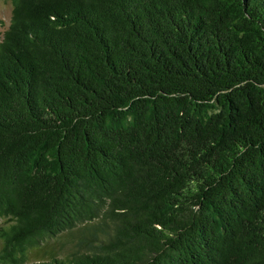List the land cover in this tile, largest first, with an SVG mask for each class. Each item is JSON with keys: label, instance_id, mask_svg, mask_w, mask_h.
I'll return each instance as SVG.
<instances>
[{"label": "trees", "instance_id": "trees-1", "mask_svg": "<svg viewBox=\"0 0 264 264\" xmlns=\"http://www.w3.org/2000/svg\"><path fill=\"white\" fill-rule=\"evenodd\" d=\"M0 1V264H264V0Z\"/></svg>", "mask_w": 264, "mask_h": 264}, {"label": "rangeland", "instance_id": "rangeland-1", "mask_svg": "<svg viewBox=\"0 0 264 264\" xmlns=\"http://www.w3.org/2000/svg\"><path fill=\"white\" fill-rule=\"evenodd\" d=\"M11 15H12L11 5L5 1H0V19L2 21L0 23V40L3 37L4 30L7 28V26L10 23ZM71 238L72 237L66 238V236H62L58 239H52L51 242L52 245L54 244L56 245L58 253L63 254L70 251L72 247L76 245L75 239L74 241H72ZM0 246H1V240H0ZM30 259L34 260L35 257L31 255Z\"/></svg>", "mask_w": 264, "mask_h": 264}]
</instances>
